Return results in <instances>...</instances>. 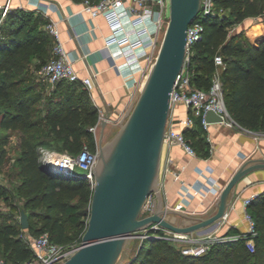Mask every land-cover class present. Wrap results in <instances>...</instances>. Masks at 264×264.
Returning a JSON list of instances; mask_svg holds the SVG:
<instances>
[{
    "label": "trees",
    "instance_id": "16d2710c",
    "mask_svg": "<svg viewBox=\"0 0 264 264\" xmlns=\"http://www.w3.org/2000/svg\"><path fill=\"white\" fill-rule=\"evenodd\" d=\"M213 2V13L196 18L204 29L191 47L188 68L192 83L209 88L218 68L214 57L221 56L223 65L219 72L229 113L239 125L263 131L264 39L256 46L242 29L232 28L248 17L263 15L264 0ZM47 21L44 14L35 10L10 8L0 26V104H3L0 126L22 134L21 150L16 157L19 178L16 188L24 191L20 202L11 203V212L0 211V253L4 256L0 258L6 264H20L33 254L20 235L24 228L13 218L18 207L25 210L29 219H43L39 225L29 220L25 229L31 234L47 231L51 240L66 245L81 242L90 212L92 188L87 181L58 176L44 169L39 159L40 146H61L74 154L84 145L93 150L97 146L90 127L98 120V108L80 81H57L54 90H60L59 100L53 104L50 97L41 102L42 78L34 70L52 55L54 37L45 28ZM64 83L65 90L60 88ZM70 85L81 87L76 95ZM32 91H36L34 96ZM194 125L202 126L200 116L195 118ZM194 125L183 132L195 149L190 139L195 135L191 131ZM203 154H208V149ZM2 195L10 197L7 187L0 184ZM249 205L255 206L248 210L256 229L254 251L245 245L246 232L233 238L228 231L210 241L203 252L185 253L160 228L143 237L123 264H264V193Z\"/></svg>",
    "mask_w": 264,
    "mask_h": 264
},
{
    "label": "water",
    "instance_id": "95a60500",
    "mask_svg": "<svg viewBox=\"0 0 264 264\" xmlns=\"http://www.w3.org/2000/svg\"><path fill=\"white\" fill-rule=\"evenodd\" d=\"M201 1L169 0L167 25L156 58L109 140L104 141L109 113L100 119L87 227L81 243L62 264H123L122 254L130 240L154 224L180 234L213 226L225 216L236 183L250 171L264 168V156L241 162L220 189L211 214L195 215L164 201L159 173L170 92L185 60L187 27L197 18ZM204 118L207 122L222 120L213 109L206 110ZM41 165L46 170L57 167L48 162ZM151 194L149 211L141 215ZM171 213L191 221L177 224L168 218ZM20 224L29 226L24 209Z\"/></svg>",
    "mask_w": 264,
    "mask_h": 264
},
{
    "label": "built area",
    "instance_id": "2783aa9c",
    "mask_svg": "<svg viewBox=\"0 0 264 264\" xmlns=\"http://www.w3.org/2000/svg\"><path fill=\"white\" fill-rule=\"evenodd\" d=\"M11 0H7L4 4L1 15L0 24L10 9ZM81 10L95 17L102 14L111 29L110 33L105 37V47L111 54L119 52L124 59L120 63H115L124 78V83L129 91V104L137 97L142 82L154 62L156 55L154 54L158 42V36L166 21V11L169 8V0H83L81 2ZM40 13L45 15L44 10L38 9ZM214 12L213 0H202L198 12L201 14H209ZM48 18V17H47ZM45 28L54 37V45L52 55L37 70V74L50 83L53 88L57 81H80L88 90L94 86V76L91 75L80 77L75 66V56L68 51L60 39L58 28V20L48 18ZM204 29L203 23L194 19L187 27L186 35V53L185 60L181 71L178 73L170 92L171 107L167 119L165 136L162 145V155L160 162V183L162 179L172 174L175 178L179 177V171L174 169L173 158L169 153V149L173 144H179L190 155H195V149L187 142L183 130L191 128L194 125L196 117H201L202 126L206 129L210 122L204 118L208 109H213L219 113L222 120L219 121L227 126L238 124L229 113L223 96L222 81L220 77L219 67L223 65L222 57L216 55L214 57L215 65L218 67L214 72L209 88L204 89L197 87L192 83V76L188 68L190 61L191 47L194 42L199 40ZM123 109L117 117V120L124 115L127 107ZM177 104H183L187 109L185 117H178L174 110ZM105 112L98 114L97 122L90 127L95 132L100 119L105 117ZM109 122L113 118L107 117ZM181 126L182 129L177 128ZM41 162H48L56 165L49 171L54 174L70 179L84 178L89 186L93 188L95 184L94 166L97 159V146L93 150L89 146L84 145L77 153L55 152L48 150L44 146L39 147ZM211 182V179L209 180ZM159 183V185H160ZM191 188V189H190ZM202 192L198 186L182 185L181 201H178L174 207L181 209L186 205V195L194 192ZM151 197L147 200L145 207L147 212L150 208ZM251 198L243 200L244 207H247ZM227 215V212L225 216ZM224 216V217H225ZM245 218L248 221V229L246 231L245 245L250 251H254L255 242L253 236L256 234L255 223L248 210H245ZM158 224H154L151 228L144 230L143 237L154 234L153 230H158ZM165 237L172 240L192 241L190 244L183 246L182 251L185 253L199 254L203 252L208 243L217 236H209L208 238H193L192 234L174 233L164 229ZM22 238L29 243L33 250L31 258L21 262L20 264H62L79 245H66L54 242L50 239L47 231L33 235L28 232H21ZM200 241V243H198ZM81 243V242H80ZM0 264H6L3 258H0Z\"/></svg>",
    "mask_w": 264,
    "mask_h": 264
},
{
    "label": "crops",
    "instance_id": "0c3cea01",
    "mask_svg": "<svg viewBox=\"0 0 264 264\" xmlns=\"http://www.w3.org/2000/svg\"><path fill=\"white\" fill-rule=\"evenodd\" d=\"M6 1L0 0V15ZM10 8L31 9L37 12L41 9L46 17L58 20L60 39L64 47L75 56L74 66L79 76L85 77L96 72L94 86L88 93L98 108V114L104 111L114 119L126 108L129 104L130 88L124 83V78L115 65L122 62L124 57L119 52L111 54L105 47V37L111 29L102 14L92 17L81 10V2L74 3L71 0H11ZM252 18L244 19L237 24V28L242 29L257 46L264 39V14L255 16L254 23L248 26L247 19L251 21ZM40 83L43 88L41 101L51 97L55 104L60 98V90L55 91V86L51 88L46 80L41 79ZM174 113L178 117H185L187 109L183 104H177ZM177 128L182 129L181 126ZM191 131L195 133L190 136L196 149L195 155L188 154L179 144H173L169 153L173 158L174 169L179 171V177L166 175L160 183V188L165 203L174 206L182 199L183 184L198 186L202 192L186 195L185 208L195 215H207L215 211L220 189L241 162L246 158L264 156V130L251 131L239 124L227 126L220 122H210L206 129L194 125ZM205 149H208L206 155L203 154ZM262 193L264 168H258L245 174L234 186L227 215L217 224L195 231L192 235L198 238L218 237L229 231L231 236L236 238L245 233L248 229L245 210L250 211L255 206L244 207L243 200L248 197L253 200ZM167 216L174 222L178 217L181 218V224L191 221L177 214L171 213Z\"/></svg>",
    "mask_w": 264,
    "mask_h": 264
},
{
    "label": "rangeland",
    "instance_id": "374dc122",
    "mask_svg": "<svg viewBox=\"0 0 264 264\" xmlns=\"http://www.w3.org/2000/svg\"><path fill=\"white\" fill-rule=\"evenodd\" d=\"M74 3H80L82 1H76V0H71ZM168 16H169V9L167 10V14H166V21L164 23V26L162 28V30L159 33L158 36V42H157V46L155 48L154 54H157L165 27L167 25V20H168ZM256 20V18H252L251 21H248L247 19V25L250 26L254 23V21ZM2 25V23L0 24V26ZM238 30L237 25H234L232 30ZM34 72H36V69L34 70ZM73 89L72 93L74 95H76L80 88L79 86H74V85H70ZM66 84H62L60 88L65 90ZM36 92V91H35ZM34 91L31 92V96H34L35 94ZM92 101V100H91ZM43 102V101H41ZM3 108V104H0V117H1V109ZM118 115L112 119V121H110L108 123V127L105 128V137H104V141L109 140L113 134L117 131L118 127H119V123L117 120ZM99 131H100V124L98 125L96 131L94 132L95 134V138H96V142H98V138H99ZM22 137V134L18 131V130H13V129H6L0 126V153L3 152V157L0 159V184L4 185L7 187L8 192L10 194V197H6L4 195L0 196V211H4V212H11V203L14 201H21L24 197V191L23 189H17V185L19 183V178L16 176V172L18 170L17 164H16V157L18 155V153L21 150V145H20V138ZM5 140V141H4ZM86 144H89L88 142ZM45 148H47L48 150H52L55 152H65V150H63L61 148V146H54V145H49V146H44ZM15 196V197H13ZM20 211L21 208L18 207L17 211H15L13 213V218L16 220L20 221ZM147 212V207H144L143 211L141 212V215H145ZM31 221L33 224L39 225L41 224V222L43 221L42 218L40 217H35V218H28V221ZM182 222V219L178 217V220H175V223L179 224ZM69 228H71V226L69 225ZM21 232H28L30 233V231H28L27 229H22ZM193 234V233H192ZM144 235V231H140L138 232L137 236L133 237L130 242L128 243L126 249L123 251L122 254V262L124 263V261H126L127 259H129V257H131L133 255V253L135 252V250L137 249L141 239L143 238ZM193 238H196L197 236L192 235ZM198 238V237H197ZM190 242L192 241H183V240H176L174 241L175 244H177L180 247L186 246L188 244H190ZM198 243H200V241H198ZM72 245H78L80 243H77L76 241L71 243ZM0 256H2V254L0 253ZM4 257V256H2Z\"/></svg>",
    "mask_w": 264,
    "mask_h": 264
}]
</instances>
